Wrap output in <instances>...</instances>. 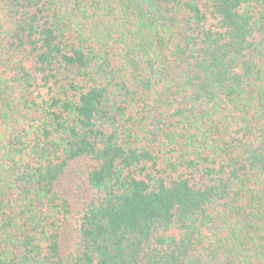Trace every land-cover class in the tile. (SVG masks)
Segmentation results:
<instances>
[{"label":"trees","instance_id":"trees-1","mask_svg":"<svg viewBox=\"0 0 264 264\" xmlns=\"http://www.w3.org/2000/svg\"><path fill=\"white\" fill-rule=\"evenodd\" d=\"M0 264H264V0H0Z\"/></svg>","mask_w":264,"mask_h":264},{"label":"rangeland","instance_id":"rangeland-1","mask_svg":"<svg viewBox=\"0 0 264 264\" xmlns=\"http://www.w3.org/2000/svg\"><path fill=\"white\" fill-rule=\"evenodd\" d=\"M79 164L72 163L67 168L65 174L61 177L60 182L58 183L57 187L63 193L66 192V195L72 193L73 195L69 196L71 199V205L77 211V204L80 200L88 197V193L86 192V188H81L80 183L81 179L79 176ZM78 185L80 189L78 190ZM76 194H74L75 192ZM74 240V220L70 219L63 227L62 234H61V243H62V250L67 251L71 248V243Z\"/></svg>","mask_w":264,"mask_h":264}]
</instances>
